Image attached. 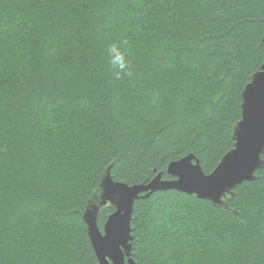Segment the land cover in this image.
<instances>
[{"label": "trees", "instance_id": "1", "mask_svg": "<svg viewBox=\"0 0 264 264\" xmlns=\"http://www.w3.org/2000/svg\"><path fill=\"white\" fill-rule=\"evenodd\" d=\"M263 37L264 0H0V264H99L81 213L112 165L131 185L172 180L169 163L153 171L165 153L215 169L235 146L233 81L264 63ZM255 176L227 208L178 191L137 201L136 264H264Z\"/></svg>", "mask_w": 264, "mask_h": 264}, {"label": "snow or ice", "instance_id": "2", "mask_svg": "<svg viewBox=\"0 0 264 264\" xmlns=\"http://www.w3.org/2000/svg\"><path fill=\"white\" fill-rule=\"evenodd\" d=\"M231 103L235 147L215 169L205 171V166L201 165L199 159L195 160L196 166H193V154L189 155L191 159L181 157L170 161L165 153L153 171H158L165 163H169L167 170L175 178L174 186L194 189L209 197L228 193L235 199L238 193L234 191L236 183L233 182V177L254 171L259 155L264 153V63H260L258 68L247 65L241 69L238 78L233 81ZM229 127L232 128L231 122ZM223 135L222 130L217 132L218 137ZM226 157H229L227 162ZM115 167L116 165L110 166L103 174L99 191L87 205L89 209L93 208L96 198H100L102 203L111 201L114 205L123 206L125 201L134 197V192L123 181L113 180L112 172ZM92 235L101 264H108L105 256L110 257L113 264H122L119 248L127 235V226L122 217L112 216L105 236H100L95 227Z\"/></svg>", "mask_w": 264, "mask_h": 264}, {"label": "water", "instance_id": "3", "mask_svg": "<svg viewBox=\"0 0 264 264\" xmlns=\"http://www.w3.org/2000/svg\"><path fill=\"white\" fill-rule=\"evenodd\" d=\"M262 45H264V37H263ZM233 138H234V136H233ZM231 151L228 152L226 155H230ZM263 155H264V153H261L259 155V159L257 160V167L250 174L237 175V176L233 177V182L236 183V187L245 183V182H252V181H255L257 179V177L255 176L256 172L258 170H261L264 168V167L260 166V165H264ZM188 157H189V155L184 157V158H188ZM223 158H222V160H223ZM189 159H191V157H189ZM196 159L197 158L194 156V159L192 160L193 166H196L195 165ZM228 159H229V157H226L225 161L227 162ZM222 160H221V162H222ZM167 174L170 177H172L171 173L168 172V170H167ZM172 178H173L172 180H166L163 178V174L161 173V174H158L149 183L136 184V185H129V184L124 183L129 187V189L132 192H134V197L125 201L123 206L114 205L111 201H104L102 203L100 198H96L94 205H93V208L89 209L87 207V209L81 213L82 219L84 220V222L88 226L89 237H90L91 243L93 245L95 254L98 258L99 264H101V260H100V256L97 254L96 244L93 242V238H94V236L92 235L93 227H95V230L100 234V236H102V237L105 236L108 224H109L113 215H119L120 217H122L124 222L126 223V226H127L126 239H125L124 243L121 244V246L119 248V256L122 257V264H136V262L134 261V259L132 257V252H133L132 242L134 240V236L132 235L133 229H132L131 223H132V219H133L135 204L139 200L148 199L150 196H152L153 194L158 193V192L178 191L181 193H185L187 195H196L199 199L210 201L217 208H227V204L225 202V199L228 196V193H224L223 195H219V196L209 197V196H207V195H205L199 191H196L194 189H184L182 187L174 186L175 178L174 177H172ZM98 191H99V189L94 193L93 197L96 195V193ZM108 205L113 206L115 208V211H114V213H112L108 217L107 222L105 223L104 229L102 231L100 229L99 223H98L99 214H100L101 209L105 206H108ZM105 259L108 261V264H113V261L110 257L105 256Z\"/></svg>", "mask_w": 264, "mask_h": 264}, {"label": "clouds", "instance_id": "4", "mask_svg": "<svg viewBox=\"0 0 264 264\" xmlns=\"http://www.w3.org/2000/svg\"><path fill=\"white\" fill-rule=\"evenodd\" d=\"M109 52L111 54H114L115 55V60L113 61V63H119V68L120 69H125L126 67V61H122V55L120 53L117 52L116 48L115 47H112L109 49ZM128 75H131V72H128L127 73Z\"/></svg>", "mask_w": 264, "mask_h": 264}, {"label": "bare ground", "instance_id": "5", "mask_svg": "<svg viewBox=\"0 0 264 264\" xmlns=\"http://www.w3.org/2000/svg\"><path fill=\"white\" fill-rule=\"evenodd\" d=\"M211 165H212V164H211ZM127 184H128V183H127ZM129 185H131V184H129ZM161 193H162V192H161ZM166 193H167V192H166ZM143 200H144V199H143ZM141 201H142V200H141ZM137 203H138V202H137ZM137 203H136V204H137ZM132 220H133V219H132ZM131 224H132V223H131ZM132 253H133V252H132ZM132 256H133V255H132ZM133 259H134V258H133Z\"/></svg>", "mask_w": 264, "mask_h": 264}]
</instances>
